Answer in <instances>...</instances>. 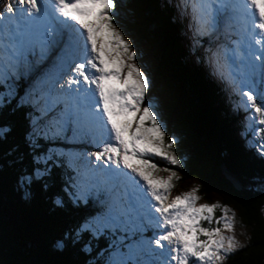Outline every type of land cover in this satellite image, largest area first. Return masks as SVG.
<instances>
[{
    "label": "snow or ice",
    "instance_id": "obj_1",
    "mask_svg": "<svg viewBox=\"0 0 264 264\" xmlns=\"http://www.w3.org/2000/svg\"><path fill=\"white\" fill-rule=\"evenodd\" d=\"M158 13L183 65L239 88L264 126V0H0V188L78 214L43 259L0 219V264H225L247 247L224 235L227 206H197L196 187L170 198L194 113L147 25Z\"/></svg>",
    "mask_w": 264,
    "mask_h": 264
},
{
    "label": "trees",
    "instance_id": "obj_2",
    "mask_svg": "<svg viewBox=\"0 0 264 264\" xmlns=\"http://www.w3.org/2000/svg\"><path fill=\"white\" fill-rule=\"evenodd\" d=\"M152 24L157 28L163 62L175 66L182 75L184 90L194 113L192 124L198 127L202 139L199 147L194 143L196 140L185 136L184 167L179 171L184 179L199 184L204 198L217 196L230 203L236 212L238 226L246 232L247 247L233 253L225 264H264V191L249 179L261 169L256 151L260 146L252 144V134L239 120L233 106L234 97L227 96L198 68L183 65L181 51L174 39L175 29L168 25L165 15L152 16L147 25ZM224 154L239 169L243 185L240 192H236L219 172ZM75 215L78 214L49 209L39 198L30 205L20 202L14 195L10 177L0 188V219L11 234L32 245L37 258H47L48 242ZM216 215L219 216L217 212Z\"/></svg>",
    "mask_w": 264,
    "mask_h": 264
},
{
    "label": "rangeland",
    "instance_id": "obj_3",
    "mask_svg": "<svg viewBox=\"0 0 264 264\" xmlns=\"http://www.w3.org/2000/svg\"><path fill=\"white\" fill-rule=\"evenodd\" d=\"M227 36L231 37V39H238L239 38L235 34V32L232 31V30L228 31ZM231 39H226L224 28L222 26L221 27V40L224 43H226V44L231 46ZM213 82L217 83V85L221 88V90H223V92L227 96H233L234 97V100H233V98H231L233 100V106L235 108V111L237 112V116H238L239 120H241L246 125V127L248 129V132L252 134V139H253V143L252 144H256L257 146H260L261 144H264V133H261V134L257 135L256 131H255L256 129L264 128V126L259 125V124L255 123L253 120L250 119L252 113H251L250 110L249 111L245 110L246 106H247V101H246V97L242 96V91L239 88H234L232 86H229V87L226 88L220 82H217V81H213ZM243 90H248V89L244 88ZM255 91L257 93V102L261 103L260 98H259L260 83H259L258 79H257V82H256ZM241 140L243 142H246L245 138H243L242 136H241ZM154 162L160 164L161 167L167 166V165L164 164L163 161H161L159 159L155 160ZM174 170L178 172L179 179L173 181L174 187L171 190V197L170 198H174L177 195H182L183 193L191 190V188L196 187V188H198V191H197L196 195L199 197V200L197 201V206L202 205V204L216 203V202H218L221 205L227 206L228 208H230L232 210V212L235 213V223H234L235 231H234V233L224 232V235H226V236L227 235H235L238 243L240 245H245V242H246V239H247V235H246V232L243 229H241V227L238 226V224H237L236 212H235L233 206L230 203L225 202L223 199H221V198H219L217 196H213L210 199L204 198L203 195L200 193V186L195 180L184 179L183 176L181 175L180 171H179V168H176ZM158 175L167 176L168 173H163L162 172V173H159ZM216 212L219 214V216L221 215V210L220 209H217ZM204 226L208 227L209 225L207 223H205ZM213 226H215V225H213Z\"/></svg>",
    "mask_w": 264,
    "mask_h": 264
},
{
    "label": "water",
    "instance_id": "obj_4",
    "mask_svg": "<svg viewBox=\"0 0 264 264\" xmlns=\"http://www.w3.org/2000/svg\"><path fill=\"white\" fill-rule=\"evenodd\" d=\"M187 136L196 140L194 143L197 146L199 147L202 146L200 130L196 125L191 124ZM202 152L204 153L205 151L202 150ZM219 172L222 178L226 182H228L236 192L242 191L243 185L240 180L239 169L236 167L235 162L226 154H224L221 158V162L219 165Z\"/></svg>",
    "mask_w": 264,
    "mask_h": 264
}]
</instances>
